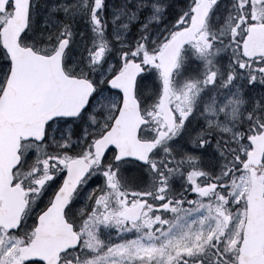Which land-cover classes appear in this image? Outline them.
<instances>
[{"label": "snow or ice", "instance_id": "6c2138e0", "mask_svg": "<svg viewBox=\"0 0 264 264\" xmlns=\"http://www.w3.org/2000/svg\"><path fill=\"white\" fill-rule=\"evenodd\" d=\"M0 264H264V0H0Z\"/></svg>", "mask_w": 264, "mask_h": 264}]
</instances>
